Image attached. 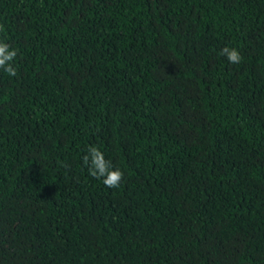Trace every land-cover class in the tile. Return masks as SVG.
<instances>
[{
  "label": "trees",
  "instance_id": "trees-1",
  "mask_svg": "<svg viewBox=\"0 0 264 264\" xmlns=\"http://www.w3.org/2000/svg\"><path fill=\"white\" fill-rule=\"evenodd\" d=\"M0 42V264H264V0H0Z\"/></svg>",
  "mask_w": 264,
  "mask_h": 264
},
{
  "label": "clouds",
  "instance_id": "clouds-1",
  "mask_svg": "<svg viewBox=\"0 0 264 264\" xmlns=\"http://www.w3.org/2000/svg\"><path fill=\"white\" fill-rule=\"evenodd\" d=\"M16 55V50L10 49L7 43L0 42V69H3L10 76H16L17 74L11 63ZM221 55H225L232 64H237L242 60V56L236 48L226 46L221 49ZM83 159L85 164L89 165L91 176L102 179L106 187L116 188L119 186L123 173L119 169H113L110 162L104 158L103 153L97 147H89Z\"/></svg>",
  "mask_w": 264,
  "mask_h": 264
}]
</instances>
